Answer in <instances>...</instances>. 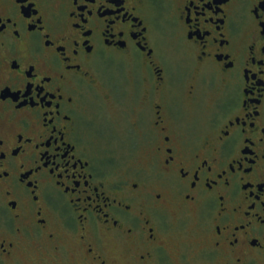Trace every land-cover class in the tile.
Instances as JSON below:
<instances>
[{
  "label": "flooded vegetation",
  "instance_id": "1",
  "mask_svg": "<svg viewBox=\"0 0 264 264\" xmlns=\"http://www.w3.org/2000/svg\"><path fill=\"white\" fill-rule=\"evenodd\" d=\"M257 17L260 0H0V264H173L170 217L204 264H264Z\"/></svg>",
  "mask_w": 264,
  "mask_h": 264
},
{
  "label": "rangeland",
  "instance_id": "2",
  "mask_svg": "<svg viewBox=\"0 0 264 264\" xmlns=\"http://www.w3.org/2000/svg\"><path fill=\"white\" fill-rule=\"evenodd\" d=\"M137 155V154H136ZM170 223L171 227H178L175 228L176 232L179 233L178 239L181 241V248H176L175 253L178 254L179 250L181 252L185 253V256H182L181 258H175L173 264H204L202 260L196 256L195 252L197 253V246L196 242L198 240V237L196 235V232L194 231V223L191 219L187 220L185 223H182L179 225L178 222H175L173 217H170ZM177 233V234H178Z\"/></svg>",
  "mask_w": 264,
  "mask_h": 264
},
{
  "label": "snow or ice",
  "instance_id": "3",
  "mask_svg": "<svg viewBox=\"0 0 264 264\" xmlns=\"http://www.w3.org/2000/svg\"><path fill=\"white\" fill-rule=\"evenodd\" d=\"M260 3H261V4H264V0H260ZM257 20H258V23H260V24H264V21H260V20H259V17H257ZM0 30H2V29H0ZM129 231H130V229H129ZM0 247H2V245H0ZM88 251H91V248H89Z\"/></svg>",
  "mask_w": 264,
  "mask_h": 264
}]
</instances>
